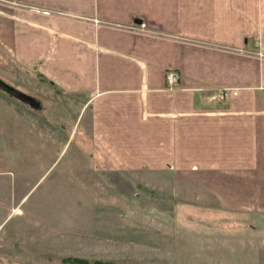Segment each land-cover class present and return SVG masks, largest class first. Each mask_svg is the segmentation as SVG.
Instances as JSON below:
<instances>
[{
    "label": "crops",
    "instance_id": "1",
    "mask_svg": "<svg viewBox=\"0 0 264 264\" xmlns=\"http://www.w3.org/2000/svg\"><path fill=\"white\" fill-rule=\"evenodd\" d=\"M259 52L264 0H0V64L78 105L102 165L173 173L223 209L264 212Z\"/></svg>",
    "mask_w": 264,
    "mask_h": 264
},
{
    "label": "rangeland",
    "instance_id": "2",
    "mask_svg": "<svg viewBox=\"0 0 264 264\" xmlns=\"http://www.w3.org/2000/svg\"><path fill=\"white\" fill-rule=\"evenodd\" d=\"M33 73L0 64L41 102L0 86V264H264V212L205 203L173 173L102 165L78 105Z\"/></svg>",
    "mask_w": 264,
    "mask_h": 264
},
{
    "label": "water",
    "instance_id": "3",
    "mask_svg": "<svg viewBox=\"0 0 264 264\" xmlns=\"http://www.w3.org/2000/svg\"><path fill=\"white\" fill-rule=\"evenodd\" d=\"M139 22L141 20H138ZM0 86L5 89L6 91L9 92V94L14 95L18 98H20L21 100H23L24 102L30 104L33 107H39L41 102L38 98L22 91L19 90L15 87H13L12 85H10L9 83H7L5 80H3L2 78H0Z\"/></svg>",
    "mask_w": 264,
    "mask_h": 264
},
{
    "label": "built area",
    "instance_id": "4",
    "mask_svg": "<svg viewBox=\"0 0 264 264\" xmlns=\"http://www.w3.org/2000/svg\"><path fill=\"white\" fill-rule=\"evenodd\" d=\"M260 55H264L263 53L259 52ZM167 81L170 85H174L175 83H177L179 81V74L175 71H168L167 72ZM226 91H220V92H216L212 95L213 99H217V100H221L224 99V97L226 96Z\"/></svg>",
    "mask_w": 264,
    "mask_h": 264
},
{
    "label": "trees",
    "instance_id": "5",
    "mask_svg": "<svg viewBox=\"0 0 264 264\" xmlns=\"http://www.w3.org/2000/svg\"><path fill=\"white\" fill-rule=\"evenodd\" d=\"M76 261H77V262H79V261H81V262H85V261H82L81 259H77ZM85 263H86V262H85ZM108 264H109V263H108Z\"/></svg>",
    "mask_w": 264,
    "mask_h": 264
}]
</instances>
